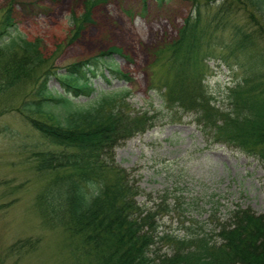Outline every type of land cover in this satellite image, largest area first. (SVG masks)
<instances>
[{
  "label": "rangeland",
  "instance_id": "1",
  "mask_svg": "<svg viewBox=\"0 0 264 264\" xmlns=\"http://www.w3.org/2000/svg\"><path fill=\"white\" fill-rule=\"evenodd\" d=\"M221 2L211 4L216 8ZM11 3L16 18L14 33L37 42L48 65L62 69L110 48L120 51L113 55L116 65L129 73L130 79L121 80L107 68L110 82L97 76L92 82L93 93H70L74 104L69 109L94 105L105 93L113 97L129 93L134 107L157 113L162 103L157 84L164 85L173 76L169 72V65L175 64L171 44L195 9L192 0H0V22ZM239 7L224 22L226 27L217 31L214 41L236 42L235 29L241 26L255 33V48L264 51V15L243 4ZM86 12L91 21L78 30ZM226 53L218 49L207 60L213 72L204 81L223 108L229 104L227 87L236 80L247 79L248 89L255 87L253 56L242 53V48L234 57ZM255 73L259 77V68ZM54 85L60 88L55 79L51 81ZM32 88L22 84L13 95L15 103L30 96ZM4 106L0 103V111ZM54 109L68 111L63 103L55 104ZM162 109L154 127L121 140L115 148L116 164L125 169L130 184L139 191L138 204L145 212H158L152 251L174 253L177 244L163 240L165 236L159 238L168 233L178 238L190 233L193 239L207 234L218 241L219 231L224 225H233L239 210L264 215V161L236 144L214 141L213 135L203 131L195 111H179L178 118L172 120ZM3 125H9L11 131L0 132V264H99L102 259L95 258L94 243L88 238L92 233L83 227L78 232L66 216H61L58 226L45 224L38 212V195L46 188L52 190L54 181L70 170H38L35 154L56 152L59 147L16 111L0 116V129ZM113 171H107V181L113 180ZM28 238L38 241L35 249L15 248Z\"/></svg>",
  "mask_w": 264,
  "mask_h": 264
},
{
  "label": "trees",
  "instance_id": "2",
  "mask_svg": "<svg viewBox=\"0 0 264 264\" xmlns=\"http://www.w3.org/2000/svg\"><path fill=\"white\" fill-rule=\"evenodd\" d=\"M216 1L192 0L195 9L186 17L179 38L171 44L175 64L169 65L173 76L165 83L164 105L169 111L176 107L192 109L203 129L209 130L216 141L236 144L264 161V51L255 48V33L238 26L236 42L229 40L223 47L228 48L227 57H234L242 48V53L249 52L256 62L252 69L254 89L243 84L232 90L230 110L216 107L198 82L205 72L200 54H207L206 49L213 54L218 49L214 41L217 31L226 27L224 22H228L233 9L239 10V4H243L264 15V0H222L214 8L216 5L211 3ZM13 9L14 3L9 4L0 22V103L5 105L0 116L16 111L59 147L56 152H36L38 170H70L54 181L52 190L46 188L36 198L44 223L58 226L61 216L71 217L78 232L83 227L92 233L88 238L94 243L95 258L102 259L99 264H264V215L254 216L249 210L237 211L233 225H224L219 231L218 241L207 234L193 239L190 233L184 238L168 233L159 238L165 236L163 240L175 242L174 253L152 251L158 212H145L138 204L139 191L130 184L125 169L115 165L113 149L121 140L154 125L156 115L135 113L124 98L109 93L94 105L69 109L74 104L69 94H90L92 78L100 74L106 77L105 68L129 78L116 65L113 55L120 51L110 48L62 69L48 65L37 42L14 33ZM89 21L90 13L86 12L78 30ZM256 68L260 70L259 77ZM53 79L60 88L51 86ZM22 84L33 88L31 95L17 105L13 95ZM57 103H63L68 111H56ZM9 131V125L0 129L5 134ZM110 170L116 173L113 171V180L107 181ZM145 226H149L147 230ZM19 243L15 248L33 250L38 245L31 238Z\"/></svg>",
  "mask_w": 264,
  "mask_h": 264
}]
</instances>
